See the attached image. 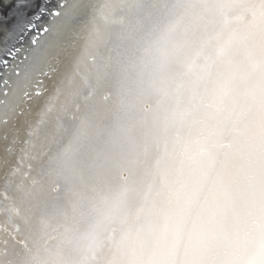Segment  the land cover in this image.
I'll return each instance as SVG.
<instances>
[{
    "label": "bare ground",
    "instance_id": "6f19581e",
    "mask_svg": "<svg viewBox=\"0 0 264 264\" xmlns=\"http://www.w3.org/2000/svg\"><path fill=\"white\" fill-rule=\"evenodd\" d=\"M13 13L0 264H163L158 188L214 121L246 130L249 190L264 189V0H57L28 42ZM243 264H264V241Z\"/></svg>",
    "mask_w": 264,
    "mask_h": 264
},
{
    "label": "clouds",
    "instance_id": "9594fccd",
    "mask_svg": "<svg viewBox=\"0 0 264 264\" xmlns=\"http://www.w3.org/2000/svg\"><path fill=\"white\" fill-rule=\"evenodd\" d=\"M247 132L214 121L169 166L150 217L163 264H243L264 241V189L247 180Z\"/></svg>",
    "mask_w": 264,
    "mask_h": 264
},
{
    "label": "water",
    "instance_id": "95a60500",
    "mask_svg": "<svg viewBox=\"0 0 264 264\" xmlns=\"http://www.w3.org/2000/svg\"><path fill=\"white\" fill-rule=\"evenodd\" d=\"M57 0H17L7 4L6 7H0L1 13L0 18L5 16H10L14 14V20H10L7 23V30H10V34H12V38H18L20 34H24L25 41H29L28 37L31 36L33 33L35 34H42V30H35V23L40 18L39 16L45 10H49L52 5L56 4ZM21 5V6H19ZM6 17V16H5ZM1 20V19H0ZM29 28L32 31H29ZM24 41V42H25ZM32 42V41H31ZM32 44V43H31ZM13 57V53L10 51L9 54L4 56V59H0V71L5 68V60H9ZM5 65V66H4Z\"/></svg>",
    "mask_w": 264,
    "mask_h": 264
},
{
    "label": "snow or ice",
    "instance_id": "6c2138e0",
    "mask_svg": "<svg viewBox=\"0 0 264 264\" xmlns=\"http://www.w3.org/2000/svg\"><path fill=\"white\" fill-rule=\"evenodd\" d=\"M29 31H32V29L29 28ZM7 63H8V60L6 59V60H5V64H7Z\"/></svg>",
    "mask_w": 264,
    "mask_h": 264
}]
</instances>
